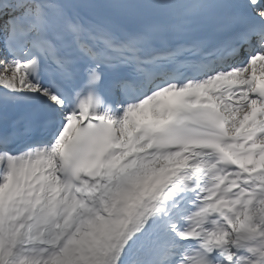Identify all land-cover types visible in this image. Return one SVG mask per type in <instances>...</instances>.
Instances as JSON below:
<instances>
[{
	"label": "snow or ice",
	"instance_id": "snow-or-ice-1",
	"mask_svg": "<svg viewBox=\"0 0 264 264\" xmlns=\"http://www.w3.org/2000/svg\"><path fill=\"white\" fill-rule=\"evenodd\" d=\"M0 264H264V0H0Z\"/></svg>",
	"mask_w": 264,
	"mask_h": 264
}]
</instances>
